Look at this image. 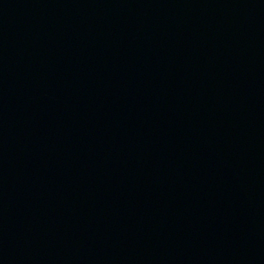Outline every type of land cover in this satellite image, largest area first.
Masks as SVG:
<instances>
[{"label": "water", "instance_id": "95a60500", "mask_svg": "<svg viewBox=\"0 0 264 264\" xmlns=\"http://www.w3.org/2000/svg\"><path fill=\"white\" fill-rule=\"evenodd\" d=\"M0 264H264V0H0Z\"/></svg>", "mask_w": 264, "mask_h": 264}]
</instances>
